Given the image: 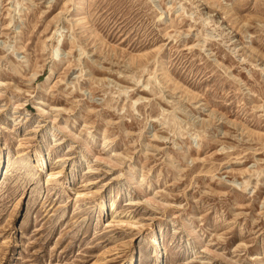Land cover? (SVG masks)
<instances>
[{"label":"rangeland","instance_id":"1","mask_svg":"<svg viewBox=\"0 0 264 264\" xmlns=\"http://www.w3.org/2000/svg\"><path fill=\"white\" fill-rule=\"evenodd\" d=\"M0 264H264V0H0Z\"/></svg>","mask_w":264,"mask_h":264}]
</instances>
